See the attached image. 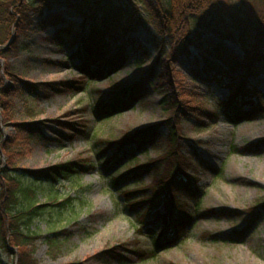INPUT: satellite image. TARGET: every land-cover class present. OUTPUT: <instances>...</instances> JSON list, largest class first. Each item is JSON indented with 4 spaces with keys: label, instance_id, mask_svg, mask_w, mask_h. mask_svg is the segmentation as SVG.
Here are the masks:
<instances>
[{
    "label": "rangeland",
    "instance_id": "rangeland-1",
    "mask_svg": "<svg viewBox=\"0 0 264 264\" xmlns=\"http://www.w3.org/2000/svg\"><path fill=\"white\" fill-rule=\"evenodd\" d=\"M136 10L146 20L139 4ZM211 12L225 19L234 17L257 24L264 22V0H212ZM69 20L73 24L79 21L76 16ZM76 33L79 37L78 31ZM52 34L51 29L47 36L32 33L31 48L37 45L32 55L21 53L17 58H11L10 62L23 81L43 86L35 96L15 97L13 103L16 107L7 117L8 124L1 125L0 122L4 137L9 134L17 137L19 127L23 125L40 126V139L19 141L16 150L13 149L16 154L14 165L19 169L35 171L77 160L86 162L82 164L81 175L71 182L58 183L51 190L57 194L58 202L65 197L73 199L75 212L70 208L60 216L48 209L42 217L32 221L30 230L39 236L34 243L33 258L36 262L118 264L113 259L96 257L109 249L126 245L129 250L122 255L127 264H264V217L252 230L246 232L245 228L249 218L245 212L264 200V109L256 111L248 121H238L234 125L228 123L222 114L210 120L193 114L197 119L191 118L183 124L180 145L182 154L192 159L191 169L186 174L195 178L194 185L199 189V212L176 245L154 252L156 261H142L133 251L139 243L143 250L149 248V236L163 229L159 222L149 225L138 223L139 215L151 212L147 203H140L150 192L133 195L137 206L134 205L136 210L130 209L119 190L128 185L127 192L135 191L132 183L119 186L109 177L118 179L128 168L162 159L168 146L165 142L167 128L161 127L160 137L147 145L145 152L120 156L119 162L110 168L108 163L116 157L119 145L130 149L134 144L128 141L130 138L165 121L166 113L160 104L163 92L156 87L157 80L153 79L145 97L134 102L131 108L106 115L100 107L109 104L122 89L140 82L150 67L153 73H159L155 61L158 57L165 59L164 51L169 54L170 48L148 23L134 34L135 45L139 49L137 54H130L124 66L116 72L96 77L85 85V78L73 69L78 65V58L67 60L76 50V45L71 49H59ZM227 47L234 55L242 56L237 44L228 41ZM112 52L108 50V54ZM190 52V58L196 54L192 47ZM135 59L140 62L137 67ZM177 64L176 61L170 66L179 72L176 80L181 92L180 100L187 102L188 107L202 103L215 109L218 102H226L231 97L224 80L221 83L211 81L206 85L199 79L192 80L188 72ZM255 78L258 80L255 93L244 98L243 110L246 112L257 105L256 92L264 107V72ZM78 82H82L85 89ZM237 82L233 80L232 84ZM12 85L7 81L5 87ZM48 85H54L59 92L50 90ZM82 122L88 131L86 137L63 127ZM68 137L73 138L72 141H68ZM133 159L136 160L124 167L125 162ZM167 162H158L157 169L161 174H164ZM213 176L217 178L213 179ZM140 180L147 185L150 177L144 174ZM48 189L50 191L49 187L37 190L38 206L47 203L45 192ZM182 194H175L178 200L175 207L179 203L192 205L194 200L186 199ZM156 210L163 212L160 206ZM225 212L241 215L221 217ZM235 231L242 232L238 234ZM47 239L56 241L57 249L49 250ZM10 249L15 252L14 248ZM0 261L14 264L15 256L0 250Z\"/></svg>",
    "mask_w": 264,
    "mask_h": 264
},
{
    "label": "trees",
    "instance_id": "trees-1",
    "mask_svg": "<svg viewBox=\"0 0 264 264\" xmlns=\"http://www.w3.org/2000/svg\"><path fill=\"white\" fill-rule=\"evenodd\" d=\"M137 4L142 7L146 20L138 14ZM211 6L212 0H0L1 125L8 124L7 117L11 116L10 113L16 107L13 103L15 97L35 96L38 89L43 86L23 81L21 74L16 72L10 62L11 58H17L21 53H26L29 57L32 55L33 48L37 46L34 44L31 48L32 43L29 41L32 33L47 36L51 29L53 42L59 49H71L76 45V50L67 57V60L78 58V65L73 69L85 78V82L116 72L124 66L130 54L138 53L134 34L139 27L145 28L151 23L156 34L167 41L170 53L166 54L163 50L165 57H162L165 59L158 57L155 61V65L159 66V73H153L154 70L150 67L140 82L122 89L109 104L100 107L106 115L119 109L131 108L134 102L145 97L153 79L157 80L156 87L163 92L160 104L166 113L165 121L134 138L128 137L130 138L128 141L134 142L133 147L126 149V145H119L116 157L108 163L110 168L120 156L145 152L146 146L160 137L161 127L167 128L165 142L168 146L162 159L128 168L118 179L109 177L119 186L132 183L135 191L127 192L128 185L119 190L127 199L130 209L136 210L137 206L133 195L150 192L140 203H147L151 212L139 215L138 223L149 225L159 222L163 229L158 234L149 236V248L143 250L139 243L138 248L133 251L142 261H156L154 252L166 246L176 245L199 212L201 203L199 189L194 185L195 178L186 174L191 169L192 159L182 154L183 149L180 145V139H183L181 137L183 124L191 118L210 120L217 119L222 114L228 123L234 125L238 121H248L256 115V111L264 109L262 99L256 92L257 105L250 102L254 105L251 111L243 110L246 104L244 98H248L257 89L258 80L255 77L264 72V22L255 24L234 17L225 19L221 15L213 14ZM72 16L78 17L79 21L73 24L69 20ZM12 38L13 41L8 44ZM228 41L240 47L241 57L234 55L227 47ZM191 47L196 54L190 58ZM110 49L113 52L108 54ZM133 61L136 67L139 66V60ZM176 61L178 66L188 72L192 80L199 79L206 85L211 81L221 83L224 80L231 97L226 102H218L215 109H210L202 103L188 107L187 102L180 100L181 92L177 88L176 80L179 72L170 66ZM233 80L238 81L236 85L232 84ZM7 81L13 85L5 87ZM78 83L85 89L82 82ZM48 86L50 90L59 92L54 85ZM1 125L0 250L5 254L14 255V264H38L33 256L34 243L39 236L30 230L31 223L42 217L48 209L60 216L70 208L73 213L75 212L73 199L65 197L62 202H58L57 194L51 190L56 184L71 182L81 175L82 164L86 162L77 160L35 171L19 169L14 165L13 157L16 154L13 149L16 150L19 141L40 139V126L23 125L19 127L17 137L10 134L4 137ZM85 125V122H82L74 124L77 129L70 124L63 127L86 137L88 131ZM67 139L72 141L73 138ZM135 160L125 162L124 167ZM162 161H168L164 174L157 169L158 162ZM82 170L86 171L84 168ZM200 170L206 171L204 168ZM144 174L150 177L147 185L140 180ZM215 178L217 176H213V179ZM41 187H49L50 191L48 189L45 192L47 203L38 206L37 190ZM177 193H183L184 198L194 200L192 205L179 203L175 207L178 201L175 197ZM157 206L163 207L164 213L157 212L155 210ZM225 213V216L221 217L241 215L237 212ZM245 213L249 217L245 227L248 232L264 217V200ZM235 232L240 234L242 231ZM232 241L235 242L230 240ZM46 242L49 250L57 249L56 241L47 239ZM10 247L14 248L15 252ZM128 250L126 245H121L101 253L96 258H103L102 260L109 258L118 264H127L122 253ZM0 264L4 263L0 261Z\"/></svg>",
    "mask_w": 264,
    "mask_h": 264
},
{
    "label": "water",
    "instance_id": "water-1",
    "mask_svg": "<svg viewBox=\"0 0 264 264\" xmlns=\"http://www.w3.org/2000/svg\"><path fill=\"white\" fill-rule=\"evenodd\" d=\"M13 41V38L10 40V42L8 44H10Z\"/></svg>",
    "mask_w": 264,
    "mask_h": 264
}]
</instances>
